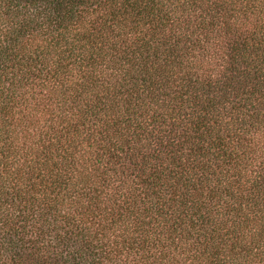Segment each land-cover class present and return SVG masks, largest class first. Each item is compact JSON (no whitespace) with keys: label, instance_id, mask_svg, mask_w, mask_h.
<instances>
[{"label":"trees","instance_id":"obj_1","mask_svg":"<svg viewBox=\"0 0 264 264\" xmlns=\"http://www.w3.org/2000/svg\"><path fill=\"white\" fill-rule=\"evenodd\" d=\"M0 264H264V0H0Z\"/></svg>","mask_w":264,"mask_h":264}]
</instances>
